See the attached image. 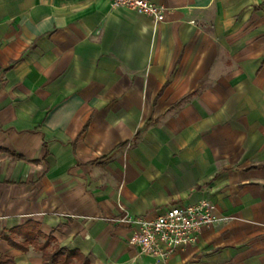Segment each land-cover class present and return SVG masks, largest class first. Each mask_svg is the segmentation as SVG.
<instances>
[{
    "label": "crops",
    "instance_id": "1",
    "mask_svg": "<svg viewBox=\"0 0 264 264\" xmlns=\"http://www.w3.org/2000/svg\"><path fill=\"white\" fill-rule=\"evenodd\" d=\"M150 1L0 0V257L264 264V0ZM200 200L229 219L166 262L116 221Z\"/></svg>",
    "mask_w": 264,
    "mask_h": 264
},
{
    "label": "built area",
    "instance_id": "2",
    "mask_svg": "<svg viewBox=\"0 0 264 264\" xmlns=\"http://www.w3.org/2000/svg\"><path fill=\"white\" fill-rule=\"evenodd\" d=\"M110 7L127 8L151 18L154 23L165 19V8L150 0H110ZM228 219L219 216L211 202L200 200L170 208L151 219L133 218L125 213L116 221L132 227L133 234L128 242L137 246L141 255L166 262L177 249L194 244L203 228L214 227Z\"/></svg>",
    "mask_w": 264,
    "mask_h": 264
},
{
    "label": "trees",
    "instance_id": "3",
    "mask_svg": "<svg viewBox=\"0 0 264 264\" xmlns=\"http://www.w3.org/2000/svg\"><path fill=\"white\" fill-rule=\"evenodd\" d=\"M31 230H34L31 233L30 236L29 234H26V232ZM14 233H18L19 235L23 236L25 239V243L22 246V250L25 251L26 249V244L30 242H34L37 237L40 236L38 232H36V226L32 223L26 224L24 227L15 230ZM2 237L6 238L8 241L10 240V237L8 238L6 235H2ZM50 239H47L46 244L44 246H38L36 247L38 250H40L43 253V259H44V264H58L59 259L62 258L64 259H70L71 254L66 253L64 250L59 249V248H54L52 251H47L48 245H49ZM0 264H13L12 259L6 258V257H0Z\"/></svg>",
    "mask_w": 264,
    "mask_h": 264
}]
</instances>
